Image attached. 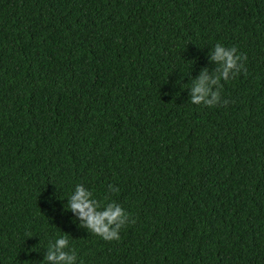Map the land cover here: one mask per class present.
I'll list each match as a JSON object with an SVG mask.
<instances>
[{
    "label": "trees",
    "instance_id": "1",
    "mask_svg": "<svg viewBox=\"0 0 264 264\" xmlns=\"http://www.w3.org/2000/svg\"><path fill=\"white\" fill-rule=\"evenodd\" d=\"M217 43L227 106L190 102ZM82 184L130 215L106 242ZM264 264V0H0V264Z\"/></svg>",
    "mask_w": 264,
    "mask_h": 264
},
{
    "label": "clouds",
    "instance_id": "2",
    "mask_svg": "<svg viewBox=\"0 0 264 264\" xmlns=\"http://www.w3.org/2000/svg\"><path fill=\"white\" fill-rule=\"evenodd\" d=\"M208 55L211 57L210 63L215 65L211 73L208 68H204L197 79L191 80L190 87L189 84L184 86L190 89V102L193 105L227 106L230 101L222 100V81L228 82L241 73L246 74L247 57L238 53L236 47H226L221 43H217ZM118 191V188L109 185V195L104 197V201H107L105 203L95 199L93 192L82 184H77L67 199L65 210L79 220L80 228L106 242H118L121 230L129 223H135L122 206L111 199L110 194ZM41 264H77V253L69 247L68 234L49 243Z\"/></svg>",
    "mask_w": 264,
    "mask_h": 264
}]
</instances>
